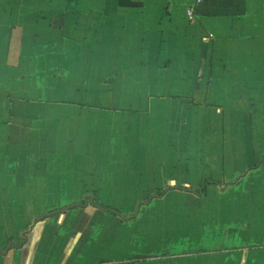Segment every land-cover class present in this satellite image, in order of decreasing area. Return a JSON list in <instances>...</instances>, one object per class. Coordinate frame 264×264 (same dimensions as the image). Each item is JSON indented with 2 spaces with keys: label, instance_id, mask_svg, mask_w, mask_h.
<instances>
[{
  "label": "crops",
  "instance_id": "0c3cea01",
  "mask_svg": "<svg viewBox=\"0 0 264 264\" xmlns=\"http://www.w3.org/2000/svg\"><path fill=\"white\" fill-rule=\"evenodd\" d=\"M195 1L0 0V264H264V0Z\"/></svg>",
  "mask_w": 264,
  "mask_h": 264
},
{
  "label": "built area",
  "instance_id": "2783aa9c",
  "mask_svg": "<svg viewBox=\"0 0 264 264\" xmlns=\"http://www.w3.org/2000/svg\"><path fill=\"white\" fill-rule=\"evenodd\" d=\"M202 0H196L193 5L187 8L186 17L190 22H194L196 20V14L199 6L201 5ZM212 37V35H210Z\"/></svg>",
  "mask_w": 264,
  "mask_h": 264
},
{
  "label": "trees",
  "instance_id": "16d2710c",
  "mask_svg": "<svg viewBox=\"0 0 264 264\" xmlns=\"http://www.w3.org/2000/svg\"><path fill=\"white\" fill-rule=\"evenodd\" d=\"M210 182H214L213 180H211V179H209V178H204L203 180H202V191H203V193H204V191H205V186H206V184H208V183H210ZM160 196L162 195V193L161 194H159ZM150 197H152V196H150ZM104 209H107L108 211H111V209H109L108 207H105Z\"/></svg>",
  "mask_w": 264,
  "mask_h": 264
},
{
  "label": "water",
  "instance_id": "95a60500",
  "mask_svg": "<svg viewBox=\"0 0 264 264\" xmlns=\"http://www.w3.org/2000/svg\"><path fill=\"white\" fill-rule=\"evenodd\" d=\"M89 198L91 199V203L94 204L93 198H92V197H89ZM64 210H67V209H64ZM49 216H50V215H49ZM49 216H48V217H49ZM45 218H47V217H44V218H42V219H45ZM36 220H37V219H35L34 222H35Z\"/></svg>",
  "mask_w": 264,
  "mask_h": 264
}]
</instances>
